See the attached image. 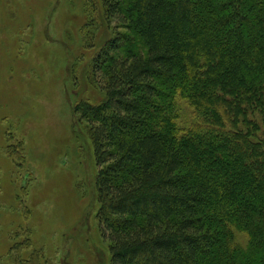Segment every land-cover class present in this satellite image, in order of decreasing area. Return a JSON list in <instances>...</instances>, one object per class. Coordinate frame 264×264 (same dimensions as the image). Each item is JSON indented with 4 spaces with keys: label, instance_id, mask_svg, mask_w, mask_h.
Returning a JSON list of instances; mask_svg holds the SVG:
<instances>
[{
    "label": "trees",
    "instance_id": "16d2710c",
    "mask_svg": "<svg viewBox=\"0 0 264 264\" xmlns=\"http://www.w3.org/2000/svg\"><path fill=\"white\" fill-rule=\"evenodd\" d=\"M103 6L127 33L93 61L104 99L73 111L110 264H264V0ZM177 98L194 109L188 128Z\"/></svg>",
    "mask_w": 264,
    "mask_h": 264
},
{
    "label": "rangeland",
    "instance_id": "374dc122",
    "mask_svg": "<svg viewBox=\"0 0 264 264\" xmlns=\"http://www.w3.org/2000/svg\"><path fill=\"white\" fill-rule=\"evenodd\" d=\"M124 33L103 0H0V264H110L98 166L73 109L104 99L93 61ZM176 111L179 128L194 123L186 100Z\"/></svg>",
    "mask_w": 264,
    "mask_h": 264
}]
</instances>
